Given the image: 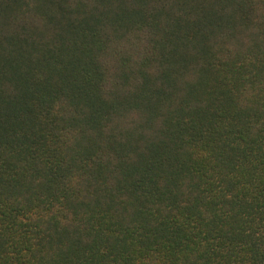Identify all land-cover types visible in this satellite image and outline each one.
Segmentation results:
<instances>
[{
  "label": "trees",
  "instance_id": "obj_1",
  "mask_svg": "<svg viewBox=\"0 0 264 264\" xmlns=\"http://www.w3.org/2000/svg\"><path fill=\"white\" fill-rule=\"evenodd\" d=\"M0 264H264V0H0Z\"/></svg>",
  "mask_w": 264,
  "mask_h": 264
}]
</instances>
